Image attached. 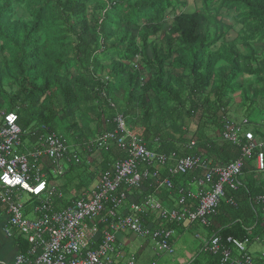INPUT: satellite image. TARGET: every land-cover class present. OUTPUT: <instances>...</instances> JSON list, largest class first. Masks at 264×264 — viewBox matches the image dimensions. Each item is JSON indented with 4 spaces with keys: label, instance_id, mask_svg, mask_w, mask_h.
<instances>
[{
    "label": "trees",
    "instance_id": "16d2710c",
    "mask_svg": "<svg viewBox=\"0 0 264 264\" xmlns=\"http://www.w3.org/2000/svg\"><path fill=\"white\" fill-rule=\"evenodd\" d=\"M232 13L236 24L227 19ZM235 95L257 125L256 108L264 112V0H0V115L18 114L22 154L45 151L50 136L65 141L66 173L91 168L99 180L114 172L126 154L115 144L101 147L99 138L115 131L119 115L143 130L148 148L159 144L170 153L176 143H194L187 154L231 163L241 149L207 130L223 131ZM255 158L244 162L239 189L227 193L235 204L223 201L210 220L208 239L264 235ZM202 175L173 178L187 187ZM143 188L170 192L150 177L124 191L141 196ZM200 253L207 256L202 264H219L204 247Z\"/></svg>",
    "mask_w": 264,
    "mask_h": 264
},
{
    "label": "built area",
    "instance_id": "2783aa9c",
    "mask_svg": "<svg viewBox=\"0 0 264 264\" xmlns=\"http://www.w3.org/2000/svg\"><path fill=\"white\" fill-rule=\"evenodd\" d=\"M0 116V202L8 205L9 213L3 231L9 237L17 231L29 244L28 251L19 254L13 264H116L114 256H122L117 248V234L122 232L154 243L157 256L172 254L176 229L170 224L189 227L198 223L208 227L223 201L235 204L227 193L239 189L244 162L254 155L258 179L264 175V118L255 124L261 129V135L247 129L248 119L234 122L228 118L222 138L241 149V158L215 165L198 155L181 157L176 152L168 155L151 151L119 115L114 120L115 131L100 137L99 144L106 148L117 145L126 158L115 163L113 173H106L96 181L90 198L84 193L82 198L59 209L58 204L63 203L66 194L48 180L43 164L47 162L54 177L62 176L66 171V142L50 136L45 151L37 148L22 154L26 132L19 124L18 114L8 112ZM194 145L191 143L188 148ZM163 167H168L169 177L161 178L160 168ZM191 173H203L194 178L199 188L197 192L184 186L176 187L171 179ZM149 177L154 179L158 189L170 192L177 189L175 207L165 206L152 196L143 204L127 205L129 197L124 190L140 187L143 178ZM15 192L27 193L37 200L34 219L26 216ZM258 201L264 203V195L259 196ZM146 214L152 215L155 221L148 222ZM100 227L105 228L97 239ZM252 247L259 250L251 253ZM204 250L218 256L219 264H264V235L244 241L230 237L226 243L213 236L207 239ZM124 264L138 263L131 258Z\"/></svg>",
    "mask_w": 264,
    "mask_h": 264
},
{
    "label": "crops",
    "instance_id": "0c3cea01",
    "mask_svg": "<svg viewBox=\"0 0 264 264\" xmlns=\"http://www.w3.org/2000/svg\"><path fill=\"white\" fill-rule=\"evenodd\" d=\"M190 5V4H189ZM191 6V5H190ZM235 100V101H234ZM234 100L233 103L230 105V110H229V115H230V119L231 121L234 122H241L243 119H248L245 118V109H242V104L240 101V96L239 95H235L234 96ZM260 118H264L260 117ZM226 119V118H225ZM249 122H251L248 119ZM254 122H252L253 124ZM251 124V125H252ZM255 125V124H254ZM219 125H211L210 127H208L207 130V135L211 138H213V136L222 137V132L220 131V129L218 128ZM248 130H251L249 128V126H247ZM255 129H257V127L255 126ZM197 130V127L195 124H192L190 126V136L192 137V135L195 133V131ZM224 130V128H223ZM133 131L139 135V136H143V130L141 128H134ZM220 131V132H219ZM253 131V130H251ZM254 132V131H253ZM27 141V139L25 140V142ZM27 144V142H26ZM28 145V144H27ZM159 144H151L150 146V150L155 152V153H163V154H170L172 152H176L178 154H181L182 156H186L189 155L188 150L186 149V145H181L179 143H176L175 148L173 150H170V153H164V152H160V148H159ZM178 150V151H175ZM180 156V155H179ZM181 156V157H182ZM105 164V163H104ZM105 166V165H103ZM46 166H43V170L46 169ZM161 170V178H166L169 177L168 176V172H166V168H160ZM73 171V170H71ZM69 172H65L67 175ZM80 172H77V174L75 176L77 177H86V181L89 182H93V184H90L88 189L85 188H81L80 189V183L78 186V191L75 193H68L67 191L65 192L66 194V198L63 201V203L58 204L59 205V209L66 207L72 200H78L80 198H82V195L85 193L87 198H90L91 193L93 191V187H94V183L97 180H92L90 179V176H88L89 171L88 170H84ZM164 175V176H163ZM173 180V182H176V179L171 178ZM57 181H55L56 184ZM187 188L192 190L193 192H197L198 191V185L195 182H191V181H187ZM58 187H61V185H57ZM83 186V184H82ZM182 187V185L180 184L178 187ZM84 187V186H83ZM186 187V186H184ZM63 188V187H62ZM93 188V189H92ZM143 192V194L140 195H136L134 193V191H130L129 192V202L127 203V205H129V203L135 202V203H140L143 204L145 201V197L147 196H152L153 198H155L157 201L161 202L162 204H164L165 206L168 207H175L177 205V200H178V194L177 192H167L164 190H160L157 191L156 189H150V188H143L141 190ZM15 196H18L20 202L24 205V213L26 214V216L29 219H34L35 215H34V208L37 206L38 202L36 199H34L31 195L27 194V193H22V192H15ZM124 210V208L122 209ZM145 218L148 220V222H154L155 218L150 215V214H146ZM9 220V213H8V205L1 203L0 202V263H6V264H13L15 262L16 257L21 254V253H26L28 250V242L26 240L25 237L20 236L17 231H14V236L9 237L7 236L4 231L3 228L6 226V224L8 223ZM156 224V223H155ZM105 227H100L101 232L96 236V238H101L102 232L104 230ZM184 230L188 229V228H192V227H181ZM176 229V233L181 230L178 228ZM135 238L132 234H130L129 232H122L117 234V248L119 249V252L122 253L121 257H117L114 256V260L116 262V264H124L126 262V258L128 256V254L130 253H135L134 257L137 259V263L139 262V264H143L140 260L141 258H143L145 256V253L147 254V252H151L154 256V243L150 242V241H144V243H139L138 245H136L133 242V238ZM139 239V238H136ZM98 244H100V241L96 244L95 248L98 247ZM132 249H136V251L132 250ZM154 258H149L147 263L144 264H151V262H153Z\"/></svg>",
    "mask_w": 264,
    "mask_h": 264
},
{
    "label": "rangeland",
    "instance_id": "374dc122",
    "mask_svg": "<svg viewBox=\"0 0 264 264\" xmlns=\"http://www.w3.org/2000/svg\"><path fill=\"white\" fill-rule=\"evenodd\" d=\"M190 8L193 7V2L190 1ZM227 19L232 22L233 24H236L235 19L233 18V13L227 17ZM237 37V33L235 31H233L229 37L230 40H233L234 38ZM235 101V100H234ZM260 113L262 115H264V112H260L258 108H256L255 111V115L258 118V120H256V122L260 121ZM251 121H255V118L252 116ZM249 128L253 131H255V125H249ZM217 135V134H216ZM213 136V137H216ZM71 143V142H70ZM66 166V164H65ZM80 169H73V171H71L70 173H68L65 176L62 177H54V181H57L56 184L57 185H61V187H63L69 194L70 193H75L78 191V186L79 182L80 183V189L81 188H85L88 189L90 184H93V182H89L86 181V177H77L75 176L77 174V172ZM89 174L88 176H90V179L92 180H97L96 179V175L91 171V168H88ZM76 173V174H75ZM50 180H53L52 176H49ZM257 179V178H256ZM259 182L263 183L264 182V178L261 177L259 179ZM83 184V186H82ZM96 181L94 183V187H95ZM93 187V188H94ZM92 188V189H93ZM235 217H237L238 221H244V215L242 213H239L237 215H235ZM191 229L188 228L186 230L181 229L179 230L177 233H175L174 235V241H173V250L174 252L172 254H164L161 256H157V255H153L151 252H147V254L145 253V256L143 258H141V262L147 263L149 258H154L153 262H151V264H202L204 259H207V256L204 254H201L200 252L202 251L203 247L206 245L207 243V239L210 236L209 231L206 229V227L201 226L198 223L193 224ZM197 235H202L200 238L197 237ZM133 238V237H132ZM144 239H136L133 238V242L138 245L139 243H144V241H148V240H144ZM134 250V249H132ZM259 248L258 247H252L250 249L251 253H254L256 251H258ZM136 251V249L134 250ZM135 253H130L128 254L126 260L134 258L135 261L137 260L134 257ZM139 264V262H138Z\"/></svg>",
    "mask_w": 264,
    "mask_h": 264
},
{
    "label": "snow or ice",
    "instance_id": "6c2138e0",
    "mask_svg": "<svg viewBox=\"0 0 264 264\" xmlns=\"http://www.w3.org/2000/svg\"><path fill=\"white\" fill-rule=\"evenodd\" d=\"M5 179H7V177H5ZM25 186H27V185H25Z\"/></svg>",
    "mask_w": 264,
    "mask_h": 264
}]
</instances>
